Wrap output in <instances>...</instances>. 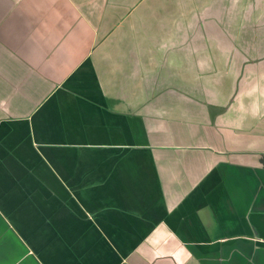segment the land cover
Returning a JSON list of instances; mask_svg holds the SVG:
<instances>
[{
    "label": "crops",
    "instance_id": "obj_1",
    "mask_svg": "<svg viewBox=\"0 0 264 264\" xmlns=\"http://www.w3.org/2000/svg\"><path fill=\"white\" fill-rule=\"evenodd\" d=\"M0 264H264V0H0Z\"/></svg>",
    "mask_w": 264,
    "mask_h": 264
}]
</instances>
